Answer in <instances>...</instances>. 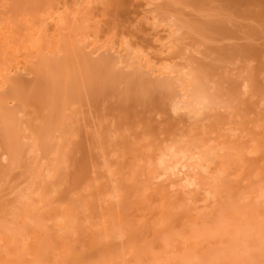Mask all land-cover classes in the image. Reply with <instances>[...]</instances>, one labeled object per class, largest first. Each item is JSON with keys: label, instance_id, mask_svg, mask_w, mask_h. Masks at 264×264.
Returning <instances> with one entry per match:
<instances>
[{"label": "bare ground", "instance_id": "6f19581e", "mask_svg": "<svg viewBox=\"0 0 264 264\" xmlns=\"http://www.w3.org/2000/svg\"><path fill=\"white\" fill-rule=\"evenodd\" d=\"M81 1L64 0L61 6L58 3L53 6L49 14L41 19L51 22L47 23V30L44 22V25H39L29 19L9 21L10 17L0 18V264H121L125 261L127 264H190L196 257L198 259L195 255L206 253L211 256L214 247L217 250V246L225 244L236 249L233 252L232 248L230 259L221 256L216 258L215 255L217 261L213 256L210 258L215 264H219L218 260L223 264H241L242 254L247 256L248 252L259 247L256 243L252 247L249 238L262 232L264 235V230L261 231V219L264 218V110L256 106L261 101L264 103V87L261 85L264 81V64L257 65L255 58L261 53L258 50L261 47L253 43L260 38L256 33L259 29L248 27L250 29L245 33V24L246 27L243 24L230 27L227 24L230 15L225 14L221 16L229 18H226L227 25L220 24L214 28L220 30L219 36L227 35L224 39H247V42L239 44L235 41L232 46H213L215 52L219 53L216 57L219 64L221 62L226 66L227 60L232 64L233 59L238 62L242 58L244 63L239 67L238 76L244 77V87L251 94L247 101L239 98V80L236 82L226 71L220 73L223 79L218 82L220 85L216 84L219 85L217 89H223L231 100L230 103L229 100L225 102L232 104L226 106L231 109L227 112L230 122L225 120L232 127L228 128L230 125L224 124L230 133L222 135L217 131L218 122L225 118L215 119L219 113H214L216 101L214 99L213 102L210 94L192 93L196 79L190 73L192 70H187L188 73L185 70L187 68L174 70V65L168 63L155 71L152 69L150 58L164 62L175 58L176 43L181 39L177 36L181 35L180 30L184 31L182 25H176L180 23L177 17L178 22L173 23L179 28L171 21L174 15L169 14L166 18L172 17L170 22L175 27H169L170 22L167 21L165 26L168 28L163 29V32H168L167 36L158 35L160 38L155 40V36L143 35L144 31L140 35L137 33L136 39L131 36L135 40L140 38L139 43L144 44L138 45L135 41L138 46L154 48L153 54L149 51L142 54L136 47L135 50L130 48L132 40L128 44L123 38L117 42L118 48L114 47L115 43L110 44L111 41L98 46L99 43L94 42L97 27L93 28L96 31H89L90 17L80 10L81 5H91L92 0ZM164 1L159 6L164 5ZM182 1L179 3L187 7L192 5L193 8L196 0ZM69 2L79 5L73 16L68 12ZM260 2L258 0L255 4ZM166 3L168 10L163 9L169 12L174 3ZM242 5L246 6L245 3ZM261 5H258L259 8ZM174 6L172 8L175 9ZM198 6H194L196 12H199ZM149 9L148 12L143 10L150 14ZM250 10L243 12L248 14ZM144 13L140 11L139 15L141 19L144 15L147 22L142 19L146 24L145 31L154 32L152 29H158L161 22L158 18L163 14L157 13L161 17L156 14V17H151V14L148 16ZM189 15L195 14L189 10ZM240 16L239 13L237 19ZM261 19L262 16L255 21H264ZM139 21L140 24L136 21L138 28H141L139 25L145 27ZM182 22L185 23L184 20ZM206 23L205 27L201 26L202 30H205L206 25L210 27L211 24ZM51 27L52 32L49 33ZM159 31L158 34L162 30ZM127 32L133 34L132 31ZM92 36L93 42L89 40ZM226 42L223 43L226 45ZM82 43H86L87 47L92 45L96 52L102 48L106 52L113 51L112 59L109 58L112 62L105 59L108 54L105 52V57L102 56L105 61L93 64L84 53ZM179 43L181 45L182 42ZM108 60L113 63L110 67L112 72H109L111 76H108L111 87L107 83L105 87H109L111 94L104 101L89 107L80 100L78 106V99L72 102L71 98L76 97L80 90L78 87L84 84L77 77L78 69L89 71L93 68L96 73L105 74L101 68L107 67ZM195 62L194 58L193 63L196 65L198 61ZM218 65L215 68L213 66L212 70L216 75L223 68ZM144 66H147L146 71L150 75L157 74L160 78L167 76L171 81L175 80L178 94L170 95L171 86L158 78L156 82L150 81L146 71L145 78L149 80L140 77L143 73L141 75L139 72ZM115 67L123 71L125 69L129 76L126 71L125 76H121L122 73L114 74ZM191 67L195 66L191 63ZM119 68L117 70L121 72ZM58 70L60 74L56 75ZM78 80L81 86L77 85ZM217 95L216 99L219 97ZM250 99H256L257 103L254 100L252 103ZM22 119L29 122L25 129L20 128L24 123ZM23 157L28 158L23 160ZM160 178L164 180L161 182ZM157 180L161 184L153 186ZM247 225L249 227H243ZM242 234L245 240L240 236ZM254 253L253 256H256ZM179 256L182 257L180 261ZM201 258L199 260L202 261Z\"/></svg>", "mask_w": 264, "mask_h": 264}, {"label": "rangeland", "instance_id": "374dc122", "mask_svg": "<svg viewBox=\"0 0 264 264\" xmlns=\"http://www.w3.org/2000/svg\"><path fill=\"white\" fill-rule=\"evenodd\" d=\"M64 1V0H63ZM63 1L61 2L62 4H63ZM81 1V0H80ZM83 1V0H82ZM81 1V2H82ZM149 1V2H148ZM151 1L153 2V3H151ZM140 0V1H137V0H92L91 2V5H90V3H89V6H87V7H81L80 6V10L82 11V13L83 14H85L86 16H88V17H90V18H92V19H90L89 18V23L88 24H90L91 23V28H90V30L89 31H94L95 29H96V27H97V31H96V33L95 34H97L96 35V37H94V39H95V43H99L98 44V46L100 45L101 46V43L103 44V43H106L107 41H111L110 42V44H116V45H114V47H119V46H117V45H119L118 43V41L119 40H122V38H123V40L125 41L126 40V42L128 43V44H130L131 43V40H132V43L130 44V46H132V47H130V48H134L133 50H135L136 48V50H139V52L140 53H142V54H146V52H148L149 51V53L150 52H152L153 51V49L154 48H142V46H144V44H141V43H139L140 42V40H138V39H140V38H138L137 40H135L136 39V36L138 37V34L137 33H139V35L142 33L143 34V32L142 31H144V34L143 35H145L146 37H152V38H154V36L156 37L155 38V40L156 39H159L160 37V35H163V36H167L168 35V32L166 33V31H164L163 32V29H165L166 27L168 28V26L170 27V26H172L171 24L174 22V23H177L178 22V20L180 21V23L178 22L176 25H182L183 27H184V31L183 30H180V31H182V33H181V35H179L180 34V31L178 32V34L177 35H179V36H177V38L179 37H181V39H179L178 41L179 42H182L181 43V45H180V43L178 44V43H176V50L179 52V50H180V52H182V55L180 54H178L177 53V51H176V54H174L175 55V58L172 60V61H166V62H164V61H157V60H155L154 59V61H153V58L151 59L150 57V61H151V65L154 67H152V69L155 71V69H160V68H162L163 66H164V64L165 65H167L166 63H168L169 65L170 64H172V65H174V70H182L183 68H187V69H185L186 71L188 70H192L190 73H192L194 76H196V79H197V82H196V79H195V81H194V83H193V89H192V93L194 94L195 92H197V93H199V92H201V93H208V94H210V96L212 97V99H213V102H215L214 103V106L216 105V110H215V112H214V110H213V112L216 114V115H218V113H219V117H216L215 119H217V118H225V119H221V120H219L220 122H218V128H217V131H218V134H222V135H227L228 133H230V132H228L227 130V128H226V126L228 125V124H226L227 122H228V118H229V116H228V111L229 110H231V109H229V108H227L228 107V105L230 106V105H232V104H228V103H230V99L229 98H227L228 97V95H227V97H226V95L224 94V90L222 89V87L220 88V90L222 89V91H218L219 90V88L217 89V86L219 87V83L218 82H221L222 80L221 79H223L222 77H221V74H223V73H226V72H228L229 73V75L228 76H232V77H234L235 78V80H236V82L238 81V85H239V98H241L242 100H248L249 98H251V94L249 93L250 91H248L247 90V88L246 87H244V82L242 81V79H244V77L242 76V78H241V75H240V77L238 76L240 73H239V67H242V65H243V63L244 62H242L243 60H242V58H241V60H239L238 62H237V60H234L233 59V61H231L232 62V64H233V67L231 68V66H232V64L229 62V60H227L228 62H226V61H224V62H222V63H225L226 64V66L224 65V64H221V62H220V64H219V61H217V59H216V57L218 56V54L219 53H217V52H215V50H214V48H213V46H215V45H218V44H220L219 46H223V44H224V46H232L231 44H234V42L235 41H237V39H235V40H232V38L231 39H228V38H226V39H224V37H226L227 35L226 34H224L225 36H223V34L222 35H220V36H223V37H220L218 34V32L220 31H216L215 29L216 28H218V26H220V24H221V26L222 25H224V24H226L227 23V19H229L228 20V26H233V25H237V24H243V26H244V24L247 26H244V27H246V31L243 29V27H242V29L245 31V33H247L248 32V30L250 29H248V27H253V28H255V30H257V29H259V30H257L256 31V33H257V36H260V38H259V40L258 41H256V42H254L253 41V43H256V46L259 44V47H261V48H259L258 50H259V53L261 54V56H260V54H258V55H256L255 57V61L257 62V65H259V66H261L262 64H264V21H262V22H259L260 20H258L257 22L255 21V20H257L258 18H260L261 16H262V19H264V4L263 5H261L262 3L261 2H263L264 3V0H259V1H261L260 3H257L258 5H261L260 6V8L262 7V9H260L259 8V6L258 5H256L255 3L258 1V0H243V3L242 4H244L245 3V5L246 6H244V5H242V4H240L241 3V1L240 0H198V2H197V0L194 2V4L195 5H193V8H192V5L190 6V5H188V6H190L191 7V9H190V7H187V5L185 4V6L183 5V3H179L180 2V0H165V1H167V3H174V5H176V6H174V5H172L171 4V8H172V6H174L175 7V9L176 8H179V9H176V10H179V11H176L174 8H172L173 9V11H171L170 9H169V12L168 11H166V10H164L163 8H167V10H168V5H167V3H166V7H165V1L164 0ZM163 1H164V5H162V6H159V4L160 3H162L163 4ZM178 1V2H177ZM182 1V0H181ZM210 1V2H209ZM215 1V2H214ZM217 1V2H216ZM221 2V3H219V2ZM236 1V2H235ZM240 1V3H238ZM59 2H60V0H0V18H6V17H10V20L9 21H20V20H26V19H29L31 22H36V23H38L39 25H44V24H42L43 22H44V20H41L43 17H45L46 15H48L49 14V12L51 11V9L53 8V6H56V4L58 3L59 4ZM81 2H79V3H81ZM140 2V3H139ZM141 2L143 3V4H141ZM145 2H147V3H145ZM156 2V3H155ZM175 2H176V4H175ZM183 2V1H182ZM185 3H186V0L184 1ZM223 2H224V4H223ZM148 3H150V5L148 4ZM169 3V4H170ZM217 3V4H216ZM57 4V5H58ZM62 4H59L58 6H61ZM146 4V5H145ZM148 4V5H147ZM196 4H197V6H198V11L199 12H196V10H195V8H194V6H196ZM145 5V6H144ZM154 5L156 6V8L154 7ZM161 5V4H160ZM183 5V6H182ZM203 5V6H202ZM205 5H206V7H205ZM218 5H220V6H218ZM225 5V6H224ZM240 5H242V9H240L239 7H240ZM78 6L79 5H76L74 2H72V3H68V12L71 14V16H73L74 15V12L78 9ZM137 6V7H136ZM142 6V10L141 9H138V8H140V7ZM146 6H147V8H146ZM157 6H159V7H157ZM164 6V7H163ZM232 6V7H231ZM136 7V8H135ZM148 7H150V9L148 8ZM152 7H154V10H152ZM170 7V6H169ZM184 8V9H182V8ZM222 7H224V8H222ZM243 7H245V9L243 8ZM250 9L251 8V10L253 11L254 10V12L252 13V11L250 10L249 12H248V14H245V13H247L246 11H244V10H249L248 8ZM162 8V9H161ZM186 8V9H185ZM207 8V9H206ZM208 8H210V9H208ZM233 8V9H232ZM133 9H135V10H133ZM145 11H147L148 12V9H149V12H151L150 14H151V17H153L155 14L157 15V17L159 16L158 14L160 13V15H161V13L163 14V16L161 17V16H159V17H161V18H158V21L160 20L161 22H159V24H160V26L158 25L157 27H158V29L156 30V29H152V30H155L154 32H151V30L148 32V31H145V28H146V24H147V22H146V20H144V15H143V17H142V19L146 22V24H145V22L143 23V21H142V19H141V16L139 15V12L140 11H143V13L145 12ZM157 9V10H156ZM184 10V13L182 12V10ZM188 9V10H187ZM201 9V10H200ZM227 9V10H226ZM230 10V13H228L229 12V10ZM130 10V11H129ZM138 12H137V11ZM159 10V11H158ZM186 10V11H185ZM189 10L191 11V12H193V14H195V15H192V16H190L191 15V13H190V15H189ZM194 10V11H193ZM238 10H239V12H238ZM256 10V11H255ZM260 10H262V11H260ZM128 11V12H127ZM153 11H155V12H153ZM161 11V12H160ZM165 11V12H164ZM171 11V12H170ZM180 11H181V13H180ZM188 11V12H187ZM245 13H244V12ZM260 11V12H259ZM137 12V13H136ZM147 12H145V13H147ZM185 12H187L188 13V15L185 13ZM234 12V13H233ZM256 12V13H255ZM131 15H130V14ZM144 13V14H145ZM158 13V14H157ZM177 13H178V15H177ZM239 13L241 14V16H240V19H237V16L239 17ZM252 13V14H251ZM134 14V15H133ZM149 13H147V15H148ZM149 14V15H150ZM165 14V15H164ZM166 14H168V15H166ZM169 14H171V16H173V18L172 19H174V20H171V18L169 19L168 18V20L166 19L168 16H170ZM182 14H185V15H183L182 16ZM222 14H225V15H230V16H228L229 18H227V16H221ZM235 14H237V15H235ZM251 14V15H250ZM138 15V16H137ZM146 15V16H147ZM148 15V16H149ZM156 15H155V17H156ZM203 15V16H202ZM126 18H125V17ZM147 16V17H148ZM166 16V17H165ZM181 16V17H180ZM185 16V17H184ZM191 17V18H193V19H191V18H189V17ZM197 16H198V18H197ZM236 16V17H235ZM128 17V18H127ZM131 17V18H130ZM133 17H134V19H133ZM140 19H139V18ZM178 18V20H177V18ZM180 17V18H179ZM184 17V18H183ZM187 17V18H186ZM195 17V18H194ZM232 17V18H231ZM235 17V18H234ZM241 17H242V19H241ZM130 18V19H129ZM150 18V17H149ZM163 18L164 19H166V21L165 20H163ZM187 19V21H186V19ZM188 18L190 19L189 21H188ZM197 18V19H196ZM206 18V19H205ZM227 18V19H226ZM255 18V19H254ZM257 18V19H256ZM201 19V20H200ZM238 21H237V20ZM261 19V20H262ZM104 20V21H103ZM113 20V22H115L116 23V26H115V23H113V22H111L110 23V21H112ZM114 20H116V21H114ZM139 20H141V25L142 24H144V26L145 27H143V25L142 26H140L139 25V27H141V28H138V23L140 22ZM170 20L172 21V23L170 22ZM182 20H184V22L185 23H181V21ZM199 20V21H198ZM239 20H240V22H239ZM96 21V22H95ZM97 21H99V23H97ZM101 21V22H100ZM138 23H137V22ZM167 21H168V23L170 24V25H168V26H165L166 24H167ZM231 21H233V23L231 22ZM93 22H95V23H93ZM191 22V23H190ZM195 22V23H194ZM208 23L209 22V24H211L210 25V27L208 26V25H206V28H205V30H206V32H205V30H202L203 28L202 27H205V23ZM213 22V23H212ZM234 22H236V23H234ZM244 22V23H243ZM259 22V24H257ZM45 23V26H44V28L46 29V27H47V29H48V24L47 23H51V22H49V20L48 21H45L44 22ZM165 23V24H164ZM174 23H173V25H174ZM186 23L188 24V25H186ZM206 23V24H207ZM229 23H232V25L231 24H229ZM262 25H261V24ZM46 24H47V26H46ZM96 24V25H95ZM112 24V25H111ZM113 24H114V26H113ZM135 24V25H134ZM140 24V23H139ZM190 24V25H189ZM192 24H194V26H197L198 28H199V24H201L200 25V28L198 29L197 27L196 28H194V26L192 25ZM196 24V25H195ZM226 24V25H227ZM110 25L111 26H113V27H110ZM137 25V26H136ZM176 25H174L176 28H179V26H176ZM186 27H185V26ZM249 25V26H248ZM50 26H52V25H50ZM128 26V27H127ZM134 26V27H133ZM174 26H172V27H174ZM181 26V27H182ZM188 26H189V28H188ZM202 26V27H201ZM215 26V27H214ZM256 26H257V28H256ZM261 26V27H260ZM23 27V26H22ZM131 27V28H130ZM143 27V28H142ZM157 27H155V28H157ZM175 27H174V29H175ZM180 27V28H181ZM208 27V28H207ZM234 27V26H233ZM232 27V28H233ZM239 27V26H238ZM93 28H95V29H93ZM127 28V29H126ZM160 28H162V29H160ZM166 28V29H167ZM188 28V29H187ZM191 28V29H190ZM202 28V29H201ZM215 28V29H214ZM241 28V25H240V27H239V29ZM46 29V30H47ZM128 29H130V30H128ZM134 29L135 30H137V31H134ZM144 29V30H143ZM171 29V28H170ZM183 29V28H182ZM161 32H160V31ZM186 30V31H185ZM200 30H201V32H200ZM236 30V29H235ZM127 31H132V33H133V31H134V33L135 34H137V35H135L134 33L133 34H130V33H128ZM158 31L160 32L159 34H158ZM203 31V32H202ZM240 31V30H239ZM251 31V30H250ZM252 31H253V29H252ZM251 31V32H252ZM52 32V27H51V31H50V29H49V33H51ZM141 32V33H140ZM146 32V33H145ZM153 34H151V33ZM185 32V33H184ZM190 32V33H189ZM198 32H200V33H198ZM205 32V33H204ZM92 33V32H91ZM148 33V35H146ZM154 33H156V34H154ZM195 33H196V35H195ZM202 33V34H201ZM212 33V34H211ZM127 34V35H126ZM150 34H151V36H150ZM210 34V35H209ZM221 34V33H220ZM255 34V33H254ZM159 35V36H158ZM129 36V37H128ZM131 36H135V39L133 38L132 39V37ZM162 36V37H163ZM187 36V37H186ZM202 36V37H201ZM244 36H245V34H244ZM128 39L129 38V40H127L126 38ZM183 37V38H182ZM194 37L195 38H197V40L195 39L194 40ZM93 38V36L92 37H90L89 38V40L91 41V40H93L92 39ZM120 38V39H119ZM189 38H191L190 40H189ZM229 38H230V36H229ZM162 39V38H161ZM211 39V40H210ZM215 39V40H214ZM182 40V41H181ZM204 40H206V41H204ZM223 40V41H222ZM227 40V44L225 45V43H223V42H225ZM232 40V41H231ZM241 41H239V39H238V41H237V43L239 44L240 42H244L245 40H242V39H240ZM256 40V39H255ZM89 41V42H90ZM129 41V42H128ZM135 41H137V42H135ZM158 41V40H157ZM184 41V42H183ZM191 41V42H190ZM195 41V42H194ZM211 41V42H210ZM252 41V40H251ZM89 42H87V43H89ZM91 42H93V41H91ZM118 42V43H117ZM125 42V43H126ZM133 42H135V43H133ZM205 42H207V43H205ZM245 42H247V39H246V41ZM138 45H142L141 47L140 46H138ZM184 43V44H183ZM189 45H188V44ZM236 43V42H235ZM258 43V44H257ZM262 43V44H261ZM85 44L86 43H82L81 45L82 46H84L83 47V51H84V53L89 57V59L91 60V62L94 64V63H96V62H104L105 61V59L107 60V58L109 59H112L111 57L113 56V54H112V52L113 51H107L106 52V50L105 49H101L100 51H99V49L97 50V52H96V49L95 48H93V47H91V46H85ZM192 44H194V45H192ZM230 44V45H229ZM87 45V44H86ZM89 45V44H88ZM136 45V46H135ZM183 45V46H182ZM190 45H191V47H190ZM261 45V46H260ZM179 46V47H178ZM182 46V47H181ZM207 46H209V47H207ZM212 46V47H211ZM219 46H217V47H219ZM86 47V48H85ZM136 47V48H135ZM180 47H181V49H180ZM189 47V48H188ZM198 47V48H197ZM202 47V48H201ZM216 47V46H215ZM106 48V47H105ZM140 48H142L143 49V51H142V49H140ZM178 48V49H177ZM183 48V49H182ZM186 48V51H184V49ZM195 50H194V49ZM203 48H204V50H203ZM91 49H92V52H91ZM150 49H152V50H150ZM199 49V51H197ZM206 49V50H205ZM211 49H213V50H211ZM262 49V50H261ZM104 50V51H103ZM141 50V51H140ZM182 50V51H181ZM188 50V51H187ZM189 50H190V52H189ZM200 50H202V51H200ZM99 51V52H98ZM183 51H184V53H183ZM192 51H194V53L192 52ZM105 52L106 53H108L107 55L109 56V57H107V55H106V57H105ZM124 52L125 51H123V54H124ZM154 52V51H153ZM153 52H152V54H153ZM179 52V53H180ZM192 52V53H191ZM199 52H200V54H199ZM92 53H94V54H92ZM99 55H98V54ZM103 53V54H102ZM109 53H110V55H109ZM148 53V55H151V54H149ZM191 53V54H190ZM126 54V53H125ZM178 54V55H177ZM186 54V55H185ZM189 54V55H188ZM202 54V55H201ZM206 54V55H205ZM212 54V55H211ZM90 55V56H89ZM193 55V56H192ZM95 56V57H94ZM102 56H104L105 57V59H104V57H102ZM123 56H127V55H123ZM178 56V57H177ZM191 56V57H190ZM197 56H198V60H196L197 59ZM202 56H205V57H202ZM258 56H260V59H259V57ZM180 57V58H179ZM182 57V58H181ZM188 57H190L189 59H190V61H189V59H188ZM202 57V58H201ZM207 57V59H205ZM146 58V57H145ZM148 57H147V59H149ZM185 58H187V60L185 59ZM194 58H195V61L197 62H199V66H198V62L196 63V65L193 63V61H194ZM261 58H262V61H260L261 60ZM109 59V60H110ZM147 59H146V62H147ZM200 59H203L202 61L200 60ZM209 59V60H208ZM216 59V60H215ZM100 60H102V61H100ZM108 60V61H109ZM177 60V61H176ZM181 60H182V62H181ZM205 60V61H204ZM111 62H112V60H110ZM110 61H109V63H110ZM149 61V60H148ZM189 61V62H188ZM204 61V62H203ZM255 61H253V62H255ZM107 62V61H106ZM176 62H178V63H176ZM211 62V63H210ZM263 62V63H262ZM109 63H107V67H102L101 68V71L102 70H104L105 72V74H102L101 72H99V73H101V74H98V73H96V70H94L93 68H90L89 69V71H87L86 69H83L82 71L81 70H79L78 69V71H77V77H78V79L81 81L82 80V82L84 83L83 84V86H81L82 84L80 83V81L78 80V82L79 83H77V85L78 84H80V85H78V86H81V88H82V90H81V88L80 87H78L80 90L78 91V94L76 93V97H72L71 98V100H72V102H76L75 100H77V102H76V104L78 103V101L80 100V101H82V104L84 105V103L88 106V105H90V106H92L93 105V103H97V102H102V101H104V99H106L111 93H109V87H105V86H108L109 85V78H108V76L110 77L111 75L109 74V72H112L111 71V69H110V67L111 66H113V63H110V64H112V65H110ZM147 63H149V62H147ZM159 63H160V66H158L159 65ZM185 63H186V65H185ZM191 63H192V66L194 65L195 67H191V68H189L190 66H191ZM205 63V65H203ZM228 63H229V65H228ZM156 64V65H155ZM162 64V65H161ZM176 64H177V66H176ZM216 64L218 65H222L223 66V68H221V69H219V71H217L218 73H217V75L219 76V77H217V75H216V72L214 73V72H212V70L214 71V69H213V66H214V68H215V66H216ZM234 64H235V66H234ZM252 64V63H251ZM150 65V66H151ZM188 65V66H187ZM190 65V66H189ZM202 65V66H201ZM218 65V66H219ZM253 65V64H252ZM254 65H256V63H254ZM108 66H109V68H108ZM148 66V65H147ZM146 66V67H147ZM183 66H185V67H183ZM196 66H197V68H196ZM224 66H225V70H224ZM145 66H144V68H142L141 69V72H139L140 74L141 73H143V75L142 76H140V74H139V76L140 77H143V78H145L146 76L148 77L149 76V78H150V81H153V80H155V82L159 79V80H161V82L162 83H165V84H169L170 86H171V88H172V92L170 91L169 93H170V95L172 94V96H174V95H177L178 94V86L177 87H175L176 85V81L175 80H173L172 79V81H171V79L170 78H168L167 76H165V77H162V78H160L161 76L160 75H157V74H155V72H154V74L155 75H150L149 74V71H146V70H148L147 68H146ZM181 67V68H180ZM199 67H201V68H199ZM205 67V68H204ZM119 68V67H118ZM118 68H113V71L115 72L114 74H121V76L123 75V76H125V69H124V71H123V69L122 68H119L120 69V71L121 72H118ZM151 68V67H150ZM149 68V69H150ZM189 68V69H188ZM192 68H194V69H192ZM202 68H204V70L202 69ZM228 68V69H227ZM262 68H263V66H262ZM109 69H110V71H109ZM199 69H200V71H199ZM206 69V70H205ZM210 70V71H209ZM99 70H97V72H98ZM106 71H108V73L106 72ZM144 71H146V74H145V72ZM158 70H156V72H157ZM188 71H187V73H188ZM197 71H199V73L197 72ZM203 71V73H202V75H201V72ZM216 71V70H215ZM224 71H226V72H224ZM205 72V73H204ZM208 72V73H207ZM128 73H130V74H133V72L131 71H128ZM189 73V74H190ZM196 73V74H195ZM221 73V74H220ZM60 73H59V70H58V72L56 71V75H59ZM91 74H92V76H91ZM108 74V75H107ZM153 74V73H152ZM191 74V75H192ZM198 74V75H197ZM205 74L210 78L211 76L210 75H213L210 79L209 78H207L206 79V77L207 76H205ZM210 74V75H209ZM103 75H105V76H103ZM126 75L127 76H129L128 74H127V71H126ZM146 75V76H145ZM157 75V76H156ZM191 75H190V77H191ZM160 76V77H159ZM164 76V75H163ZM238 76V77H237ZM95 77V78H94ZM204 77V78H203ZM27 78V77H26ZM29 78V77H28ZM108 80H107V79ZM149 78H147L148 80H149ZM156 78H158V79H156ZM215 78V79H214ZM146 79V78H145ZM146 79V80H147ZM168 81H166V80ZM214 79V80H213ZM107 80V81H106ZM170 80V81H169ZM216 80V81H215ZM221 80V81H220ZM264 80V79H263ZM94 81V82H93ZM174 81V82H173ZM210 81V82H209ZM245 81V80H244ZM212 82V83H211ZM217 82V83H216ZM241 82H243V84L241 83ZM106 83L108 84V85H106ZM215 83V84H214ZM240 83H241V85H240ZM246 83V82H245ZM263 84H264V81L262 82ZM261 83V85H262V87H264V85ZM111 84V83H110ZM122 84V83H121ZM120 84V85H121ZM196 84V85H195ZM206 84V85H205ZM213 84V85H212ZM216 84H219V85H216ZM123 85V87L125 86L124 84H122ZM195 85V86H194ZM212 85V86H211ZM214 85H216L215 87H214ZM260 85V86H261ZM110 86V85H109ZM111 87V86H110ZM122 86H121V88H123ZM261 87V88H262ZM108 88V89H107ZM120 88V89H121ZM177 88V89H176ZM211 88V89H210ZM215 88V89H214ZM174 89V90H173ZM240 89H243V90H240ZM175 90H177V91H175ZM81 91V92H80ZM226 91V90H225ZM242 91H244V92H242ZM77 92V91H76ZM177 92V93H176ZM220 92V93H219ZM227 92V91H226ZM248 94H247V93ZM80 93H81V95H80ZM176 93V94H175ZM197 93H195V94H197ZM205 93V94H206ZM213 93V94H212ZM219 93V94H218ZM243 93V94H242ZM194 94V95H195ZM218 94V95H217ZM220 94H222V100H221V97H220ZM78 95V96H77ZM148 96L147 97H149V95H150V93H148L147 94ZM215 95V96H214ZM216 95H217V97H218V99H216ZM74 96H75V94H74ZM242 96V97H241ZM82 97V98H81ZM225 97L227 98V99H225ZM244 97V98H243ZM254 97V96H253ZM252 97V98H253ZM255 97H257V96H255ZM254 97V98H255ZM259 97V96H258ZM82 99V100H81ZM214 99H215V101H214ZM262 99V98H261ZM261 99H259V98H257V100H261ZM229 100V102L228 103H226L227 101ZM251 101H252V103H254L255 102V100H254V102H253V100L252 99H250ZM256 100V101H257ZM80 101H79V103L77 104L78 106H79V104H80ZM127 101V100H126ZM226 101V102H225ZM263 101H264V99H263ZM128 102H129V100H128ZM128 102H126V103H128ZM224 105H223V104ZM255 103H257V102H255ZM262 103V104H261ZM76 104H74V106L75 107H77V105ZM92 104V105H91ZM258 104V105H257ZM256 104V106L259 108V109H261V110H264V103L261 101L260 103H257ZM10 105V104H9ZM127 105H129V104H127ZM86 106V107H87ZM227 106V107H226ZM89 107V106H88ZM150 107H152V106H150ZM223 107V108H222ZM225 108V110L224 111H226V112H224L223 111V109ZM227 108V109H226ZM229 109V110H228ZM222 111V112H221ZM212 112V111H211ZM224 112V113H223ZM228 112V113H227ZM264 112V111H263ZM152 113V112H151ZM221 113V114H220ZM153 114V116H154V113H152ZM223 114V115H222ZM151 115V114H150ZM23 121H24V123H22L21 125H20V128H24L25 129V127H27V125H29V122L27 123V122H25V120L24 119H22ZM213 120V119H212ZM227 122H226V121ZM23 121H20V122H23ZM192 121V120H191ZM193 122V121H192ZM206 122V121H205ZM226 122V123H225ZM229 122H230V120H229ZM23 124H24V126H23ZM226 126H225V125ZM230 125V126H229ZM229 127L228 128H230V127H232L231 125V123H229ZM225 126V127H224ZM225 128V129H224ZM225 130H226V132H225ZM25 153V155H26V152H24ZM24 155V156H25ZM26 158H28V157H23V160L24 159H26ZM17 171H19V170H17ZM16 173H18V172H16ZM16 179V178H15ZM19 179V178H18ZM17 179V180H18ZM162 178H160L159 180L162 182L164 179H162ZM14 180V179H13ZM21 180V179H20ZM159 180H157L156 181V183H155V185H153V186H156V184H161V182L159 181ZM14 181H16V180H14ZM263 221V222H262ZM261 225L263 226V228H264V218L263 219H261ZM253 223V222H252ZM252 223H251V225H252ZM250 224V223H249ZM248 224V225H249ZM254 224V223H253ZM259 224V223H258ZM243 226V227H249L250 226V229L251 230H253L252 229V227H251V225H249V226ZM255 225V224H254ZM254 225H253V227H254ZM260 225V224H259ZM261 225H260V227H261ZM256 226V225H255ZM257 227V226H256ZM259 227V226H258ZM255 228V227H254ZM263 228H261L262 230L261 231H263L264 229ZM248 230H249V228H247ZM245 230H246V228H245ZM255 230V229H254ZM260 231V232H261ZM263 233V232H262ZM262 233H258L257 235H256V237H255V235L253 236V237H251V238H249V241H250V239H251V242H250V244L252 245V247H254V246H256L254 243H256L259 247H262V249L260 248V250L258 251H256V249L257 248H259V247H255L256 249H254L253 251H251V253H247V254H249V255H247L248 256V258H247V256H245V254H242L241 255V264H260L262 261H264V259H262V261H258V262H256L257 260H261V258H264V235L262 234ZM263 235V237H261L262 235ZM244 234H242V235H240L241 237H245V235H247L246 233H245V235L243 236ZM255 237V238H254ZM257 237L259 238V239H257ZM243 238H241V239H243ZM247 238V237H246ZM253 238V239H252ZM263 238V239H262ZM244 240H245V238H244ZM243 240V241H244ZM252 240H253V243H252ZM261 240V241H260ZM239 241H241V242H243L242 240H239ZM259 241V242H258ZM244 243H246V242H244ZM261 244V245H260ZM228 245H229V247H228ZM225 244V245H221V247L220 246H217L218 247V249L217 250H215V248L216 247H214L213 249V254H212V252H211V256H210V254H206V253H204L203 255H195V257L196 256H198V259H197V257H196V259H194V262H196L195 264H197V262H199L200 264L201 263H204V264H212V263H214L215 264V262H214V255L216 256V258H228V259H230V257H232V253H230L233 249L232 248H234L232 245H230V244ZM223 247V248H222ZM245 247V246H244ZM243 246H242V249L244 248ZM221 248H222V250H221ZM228 248V249H227ZM231 248V249H230ZM245 249V248H244ZM229 250V251H228ZM236 249L234 248V250H233V252L235 251ZM246 250V249H245ZM262 250H263V252H262ZM261 251V252H260ZM217 252V253H216ZM220 252V253H219ZM222 252H224V253H222ZM226 252V253H225ZM239 252H241L240 250H239ZM255 252V253H254ZM215 253V254H214ZM220 255H219V254ZM223 255H222V254ZM252 253H254V255H256L257 256V258H255L256 256H253V254ZM228 255V257H227V255ZM231 256H230V255ZM251 254V255H250ZM258 254V255H257ZM218 255V256H217ZM259 255H261V256H259ZM209 256V257H208ZM212 256H213V259H211L212 258ZM221 256V257H220ZM249 256H251V257H249ZM192 257H194V256H192ZM202 257V258H201ZM211 257V258H210ZM246 257V258H245ZM255 258V259H253V260H251L252 258ZM202 259V261L201 260H199V259ZM179 261L182 259V257L181 256H179ZM193 259V258H192ZM204 259V260H203ZM206 259V260H205ZM212 260V261H211ZM255 260V261H254ZM210 261V262H209ZM215 261H217V260H215ZM219 261V264L220 263H224V262H221L220 260H218ZM254 261V262H253ZM123 262V261H122ZM190 262V261H189ZM194 262H191L190 264H194ZM208 262V263H207ZM212 262V263H211ZM125 264H127L126 263V261L124 262ZM124 263H121V264H124ZM128 263H130L129 261H128ZM264 263V262H263ZM263 263H261V264H263ZM188 264V263H187ZM217 264V263H216Z\"/></svg>", "mask_w": 264, "mask_h": 264}]
</instances>
